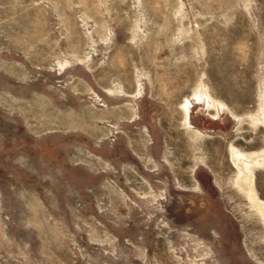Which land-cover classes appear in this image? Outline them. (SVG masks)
I'll return each mask as SVG.
<instances>
[{
	"label": "rangeland",
	"instance_id": "1",
	"mask_svg": "<svg viewBox=\"0 0 264 264\" xmlns=\"http://www.w3.org/2000/svg\"><path fill=\"white\" fill-rule=\"evenodd\" d=\"M247 187L264 0H0V264H264Z\"/></svg>",
	"mask_w": 264,
	"mask_h": 264
},
{
	"label": "bare ground",
	"instance_id": "2",
	"mask_svg": "<svg viewBox=\"0 0 264 264\" xmlns=\"http://www.w3.org/2000/svg\"><path fill=\"white\" fill-rule=\"evenodd\" d=\"M236 157V156H235ZM237 158V157H236ZM242 158V157H241ZM262 158V157H261ZM246 159V158H245ZM244 159V160H245ZM262 160V159H260ZM246 161V160H245ZM247 162V161H246ZM246 171H249L248 169ZM251 172V171H250ZM238 181H241L240 178L237 179V182ZM243 181H241V184ZM249 187V186H248ZM247 187V188H248ZM251 187V186H250ZM256 196H254V192H252L251 188H248V193H247V198L248 200L251 202L252 204V207L255 209L254 211L257 212V214L259 215L261 221H262V224L264 225V203H261L259 202L256 198ZM264 227V226H263Z\"/></svg>",
	"mask_w": 264,
	"mask_h": 264
}]
</instances>
